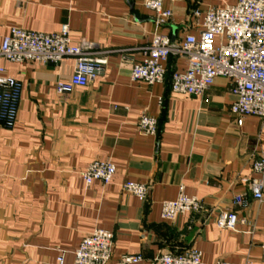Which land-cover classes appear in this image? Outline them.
Masks as SVG:
<instances>
[{"label": "crops", "instance_id": "1", "mask_svg": "<svg viewBox=\"0 0 264 264\" xmlns=\"http://www.w3.org/2000/svg\"><path fill=\"white\" fill-rule=\"evenodd\" d=\"M236 0H165L172 19L158 26L144 0H0V45L13 27L45 33L68 24L74 43L92 44L89 56L106 58V72L85 87L59 94L75 60L60 64L11 63L7 73L23 84L15 127L0 129V264H72L81 240L97 228L114 233L110 264L142 255L154 264L162 252L196 247L203 260L260 264L264 199L241 210L236 195L251 198L252 163L264 156V120L242 125L231 112L236 99L220 77L203 96L173 94L169 81L131 80L133 64L155 33L182 41L199 29L192 9L205 11ZM169 70L184 69L171 57ZM157 117L156 136L137 123ZM94 160L117 168L109 185L87 184L82 172ZM249 179V180H248ZM127 180L150 186L146 201L126 192ZM203 201L199 214L161 218V204L180 188ZM237 211L235 229L220 228V212Z\"/></svg>", "mask_w": 264, "mask_h": 264}, {"label": "built area", "instance_id": "2", "mask_svg": "<svg viewBox=\"0 0 264 264\" xmlns=\"http://www.w3.org/2000/svg\"><path fill=\"white\" fill-rule=\"evenodd\" d=\"M144 6L153 12L158 26L167 24L173 17V11L165 7V0H144ZM191 19L199 31L187 34L176 44L167 35L155 33L152 36L142 47V59L133 64L131 80L148 85L163 84L169 58H184L186 67L175 70L172 75L173 94L203 96L218 78L223 77L229 80L230 92L236 98L230 109L237 123L242 125L248 116L264 120V0H236L234 4L211 7L205 11L192 9ZM91 47L92 44L85 40L74 43L68 24L52 33L11 28L0 45V129L12 130L15 127L23 90L22 82L7 73L4 61L57 65L66 59H74L71 78L56 84L57 93L69 94L77 87L87 86L107 70L106 58L89 56ZM137 126L141 133L156 136L159 121L157 117L143 112ZM252 171L255 176L248 179L251 198L239 194L233 199V204L241 210L251 206V199H264V156L254 159ZM116 172V165L111 160H94L83 170L82 177L89 185L95 181L109 185ZM122 188L141 201L149 198L150 186L147 183L127 180ZM203 209V201L188 195L181 187L175 200L162 202L161 218L174 222L180 214H199ZM238 221L237 211H223L217 218V225L235 229ZM114 238L110 230L95 229L81 240L72 264H110ZM261 247L260 264H264V241ZM143 260L142 255H128L121 257L119 264H138ZM57 262L64 264L63 256ZM154 264L253 263L206 262L202 251L192 247L181 253L162 252Z\"/></svg>", "mask_w": 264, "mask_h": 264}, {"label": "trees", "instance_id": "3", "mask_svg": "<svg viewBox=\"0 0 264 264\" xmlns=\"http://www.w3.org/2000/svg\"><path fill=\"white\" fill-rule=\"evenodd\" d=\"M171 58V57H170ZM170 58H169V60H170ZM168 60V61H169ZM167 75H166V81L168 80L169 81V83H170V88H171V79H172V75H173V73H174V71L175 70H169L168 69V66H167Z\"/></svg>", "mask_w": 264, "mask_h": 264}]
</instances>
